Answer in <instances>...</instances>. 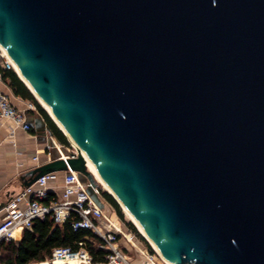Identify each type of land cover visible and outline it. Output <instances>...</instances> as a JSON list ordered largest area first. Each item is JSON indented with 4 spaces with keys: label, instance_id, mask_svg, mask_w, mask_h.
<instances>
[{
    "label": "water",
    "instance_id": "obj_1",
    "mask_svg": "<svg viewBox=\"0 0 264 264\" xmlns=\"http://www.w3.org/2000/svg\"><path fill=\"white\" fill-rule=\"evenodd\" d=\"M0 45L166 259L264 264V0H0Z\"/></svg>",
    "mask_w": 264,
    "mask_h": 264
},
{
    "label": "built area",
    "instance_id": "obj_2",
    "mask_svg": "<svg viewBox=\"0 0 264 264\" xmlns=\"http://www.w3.org/2000/svg\"><path fill=\"white\" fill-rule=\"evenodd\" d=\"M9 68H12L11 60L0 45V122L8 123L11 131L17 127L29 131L30 124L25 112L17 108L12 101L17 96L2 78V71ZM70 153L77 154L74 150ZM56 177L57 171L38 177L32 184L24 186L20 192L11 196L0 208V242L13 240L30 226L34 219H43L49 215L57 224L69 219L73 231L87 228L96 234L101 240L98 247L107 251L105 261L94 262L92 255L79 242L78 248L55 247L49 258L29 264H55L57 259H72L76 260L77 264H168L159 256L160 260L157 253L147 247L142 248L135 240V233L124 230L118 221L105 213L87 190L89 186L95 194H99L98 187L92 186L86 180L81 181L77 172L68 169L63 171L62 192L57 199L47 184ZM121 239L142 258L137 261L130 255V251L123 250Z\"/></svg>",
    "mask_w": 264,
    "mask_h": 264
},
{
    "label": "trees",
    "instance_id": "obj_3",
    "mask_svg": "<svg viewBox=\"0 0 264 264\" xmlns=\"http://www.w3.org/2000/svg\"><path fill=\"white\" fill-rule=\"evenodd\" d=\"M2 78L8 82L15 96L30 101L35 105L45 118L56 139L61 144L68 146L65 135L54 124L29 89L16 75L15 71L12 68L4 69L2 71ZM103 195L114 208L116 215L122 220V212L114 198L108 192H103ZM50 196L52 197V194ZM125 224L127 226L126 228L138 234L130 222H126ZM142 240L144 241L143 238ZM79 242H81L83 247L92 255L94 262L105 261L107 251L98 247L101 240L96 234L87 228H80L77 231H73L70 227L69 219L61 224H57L48 215L43 219H34L31 225L25 228L22 233L13 240L9 242H0V263L29 264L30 262H41L50 257L53 248L61 246L78 248ZM145 244L146 247L152 251L147 242H145Z\"/></svg>",
    "mask_w": 264,
    "mask_h": 264
},
{
    "label": "crops",
    "instance_id": "obj_4",
    "mask_svg": "<svg viewBox=\"0 0 264 264\" xmlns=\"http://www.w3.org/2000/svg\"><path fill=\"white\" fill-rule=\"evenodd\" d=\"M14 105L25 112L30 130L21 128L10 130L8 123L0 122V204L4 205L14 194L21 191L30 179L29 171L50 160L70 153L68 146L61 144L51 132L45 118L33 103L20 97L13 98ZM63 171H57V177L47 182L53 196L60 198L62 192ZM97 202V201H96ZM105 211L104 206L97 202ZM116 214V213H114ZM108 215L119 222L116 215ZM120 223V222H119ZM124 230H129L120 223ZM125 251H129L123 245Z\"/></svg>",
    "mask_w": 264,
    "mask_h": 264
},
{
    "label": "bare ground",
    "instance_id": "obj_5",
    "mask_svg": "<svg viewBox=\"0 0 264 264\" xmlns=\"http://www.w3.org/2000/svg\"><path fill=\"white\" fill-rule=\"evenodd\" d=\"M7 54V53H6ZM7 56L9 57V55L7 54ZM10 58V57H9ZM11 63H12V67L14 69V71L16 72V74L19 76V78H21V80H23L24 84L27 86V88L29 90H31L32 94L37 98V100L39 101V103H41V106L48 112V114L51 115L50 110L47 108V106L44 104V102L41 100V98H39V96L34 92V90L32 89V87L29 85L28 82H26L24 80V78L21 76V74L19 73L15 63L13 62V60L10 58ZM52 116V115H51ZM52 118L54 119V117L52 116ZM56 124L59 126L60 130L62 131L63 134H65L68 138V140L70 141V143L73 145V147L76 149V153L80 154L82 156H84L85 158V162H86V167L88 169V171L93 175V177L96 179V181L101 185V187L106 190L107 192H109L110 194H112L113 196H115L113 190L102 180V178L100 177V175L98 174L96 168L93 166V164L90 162V160L85 156L84 152L82 151V149L73 141V139L69 136V134L66 132V130L58 123L56 122ZM115 198H117L115 196ZM118 200V199H117ZM119 204L122 207L123 212L125 213L126 217L128 220H130L136 227V229L138 230V232L144 236L147 241L150 243V245L154 248V250L156 251V253L168 264H174L173 262L169 261L168 259H166L158 250L156 244L145 234V232L143 231V229L141 228V226L138 224V222L135 220V218L131 215V213L128 211V209L124 206V204H122L120 202V200H118ZM55 264H77L76 260H72V259H57V261L55 262Z\"/></svg>",
    "mask_w": 264,
    "mask_h": 264
},
{
    "label": "rangeland",
    "instance_id": "obj_6",
    "mask_svg": "<svg viewBox=\"0 0 264 264\" xmlns=\"http://www.w3.org/2000/svg\"><path fill=\"white\" fill-rule=\"evenodd\" d=\"M12 69H13V67H12ZM13 70H14V69H13ZM27 103H28V104H31V102H27ZM40 104H41V103H40ZM65 138H66V140H67V142H68V149H69V151L74 150V151L76 152V149H75V148L73 147V145L70 143V141L68 140V138H67L66 135H65ZM86 181L89 182L88 180H86ZM94 182H95V184H96L95 186L98 187V189H99V194H93V197H94L95 201H97L98 203H100L101 205L104 206V209L106 210V214H107V215H113V214L115 213L114 208L109 204V202L106 200V198H105L104 195H103V192H106V190H104V189L101 187V185L96 181L95 178H94ZM87 188H89V186H88ZM114 200H115V199H114ZM117 204H118V206H119V208H120V211L122 212V215H123V219L121 220V219L118 217V215L114 214V215H116V216L118 217L119 222L122 223L125 227H127L125 223H126V222H130V223L134 226L135 230H136L137 233H138V234H135V240L138 242V244H139L142 248H146V244H145V242H147V244L150 246V248L152 249V251L155 252V254H156V251H155L154 248L150 245V243L147 241V239H146L144 236H142V235L138 232V230L136 229L135 225H134L130 220L127 219L125 213H124L123 210H122L121 205H120L119 203H117ZM113 219H115V216L113 217ZM140 236L144 239L145 242L142 240V238H141ZM123 245L126 246V247L128 248V250L130 251V252H129L130 255L133 256V257H135V258L137 259V261L140 260V259L142 258V257L140 256V254H139L135 249L131 248L129 245H127V244H125V243H123ZM157 256H158V258L161 260V258L159 257V255H157Z\"/></svg>",
    "mask_w": 264,
    "mask_h": 264
}]
</instances>
